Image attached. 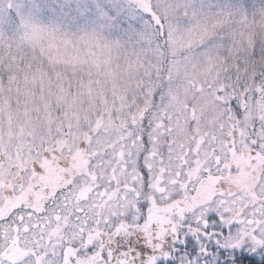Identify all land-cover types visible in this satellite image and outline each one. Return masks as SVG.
Masks as SVG:
<instances>
[{
	"label": "snow or ice",
	"instance_id": "snow-or-ice-1",
	"mask_svg": "<svg viewBox=\"0 0 264 264\" xmlns=\"http://www.w3.org/2000/svg\"><path fill=\"white\" fill-rule=\"evenodd\" d=\"M0 264H264V0H0Z\"/></svg>",
	"mask_w": 264,
	"mask_h": 264
}]
</instances>
